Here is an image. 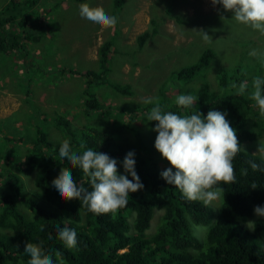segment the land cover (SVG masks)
Instances as JSON below:
<instances>
[{"label": "trees", "instance_id": "trees-1", "mask_svg": "<svg viewBox=\"0 0 264 264\" xmlns=\"http://www.w3.org/2000/svg\"><path fill=\"white\" fill-rule=\"evenodd\" d=\"M40 1L8 0L3 5L0 10L1 54L17 52L22 47L21 42L34 43L41 39L44 26L39 19L31 18V13L36 17L33 14ZM120 3L121 0L114 1L115 9ZM155 33L151 21L150 29L137 37V46L142 47ZM112 45L110 39L99 47L97 71L68 69L60 72L82 77L86 115L101 110L92 88L101 84L107 74ZM216 55L215 49L205 47L194 63L176 72L174 79L185 82L203 77ZM241 68L240 64L233 68L219 67L215 75L217 87L213 90L204 86L195 92L199 99L194 108L184 109L171 100H164L162 106L179 115L199 111L206 116L208 111L220 109L227 113L226 119L236 130L240 145L254 140L264 132V124L262 128H254L251 120L257 118L264 122V114L250 96L236 95V89L231 88L233 83L238 86L244 80ZM256 76L264 78V70L259 69ZM111 88L117 94H130L126 86ZM139 111L144 109L119 108L118 113L125 114L129 126ZM33 115L36 119L40 117L36 107H33ZM44 121L45 116H42L34 126V136L22 159L13 160L7 152L2 153L4 167L0 178L16 180L17 174L33 175L34 192L20 195L9 187V193L0 194V264H28L30 256L24 252L28 242L41 246L45 254L51 253L54 264H264V217L254 214L256 206L264 205V171H253L249 163L256 162L264 168V161L257 156L243 151L237 154L233 160L236 183L219 185L225 194L216 210L201 201L186 199L178 188L162 179L155 163L134 158L143 189L129 193L126 207L97 215L82 201L62 199L52 185L62 167L71 168L75 182L91 191L89 177L59 156L61 142L49 140ZM53 123L55 128L62 127L64 133L70 132L63 117L56 116ZM69 141L78 152L84 144L85 149L92 148L116 160L123 161L127 154L117 149L113 138L98 130L81 129L78 138ZM242 168L248 170L247 175H241ZM253 184L257 186L255 189L251 188ZM41 225H44L43 231ZM57 226L76 230L75 249L67 248L59 240ZM196 227L204 229L201 241L193 232ZM57 251L61 253L59 258L55 256Z\"/></svg>", "mask_w": 264, "mask_h": 264}, {"label": "rangeland", "instance_id": "rangeland-1", "mask_svg": "<svg viewBox=\"0 0 264 264\" xmlns=\"http://www.w3.org/2000/svg\"><path fill=\"white\" fill-rule=\"evenodd\" d=\"M114 1L41 0L33 14L36 17L31 13V18L39 19L44 26L41 39L21 42L17 52L0 53V171L4 167L2 153L7 152L13 160L22 159L34 136V126L45 116L43 128L49 140L57 143L77 139L81 129L102 131L114 139L118 150L133 151L134 158L155 163L161 174L171 165L154 147L157 133L152 128L156 122L147 119L153 105L143 103V98H158L162 105L164 100L175 102L179 94L195 95L204 86L215 90L218 68L239 64L245 75L242 82L248 83L245 93L250 96L254 76L259 69L264 70V59L249 53L254 49L264 51V35L236 22L222 5H213L211 0H121L115 9ZM7 2L0 0V10ZM82 3L102 7L109 15L118 17V23L104 29L81 17ZM151 21L156 33L139 48L136 39L150 29ZM193 29L205 30L213 42H204ZM110 39L113 45L107 74L101 84L92 88L101 110L86 115L82 77L60 72L97 71L99 47ZM205 47L215 49L217 55L203 77L185 82L174 79L176 72L194 63ZM111 86H126L130 94H117ZM33 107L40 114L38 119L33 115ZM119 108L144 111H139L127 126L128 118L118 113ZM56 116L66 120L69 133H64L62 127L55 128ZM251 123L254 128L264 124L257 118ZM259 144H264V132L254 140L242 142L241 147L244 153L264 161L256 153ZM117 170L126 175L120 159ZM16 176V180L0 178V194L9 193V187L20 195L34 192L33 175ZM219 204L220 199L209 207L216 210ZM153 228L154 225L151 231ZM193 232L198 240L203 239V228L196 227Z\"/></svg>", "mask_w": 264, "mask_h": 264}, {"label": "clouds", "instance_id": "clouds-1", "mask_svg": "<svg viewBox=\"0 0 264 264\" xmlns=\"http://www.w3.org/2000/svg\"><path fill=\"white\" fill-rule=\"evenodd\" d=\"M213 5H222L224 11H230L232 18L241 24L249 26L260 35H264V0H211ZM80 16L101 26L111 29L118 23V17L109 15L102 7H91L88 3L79 6ZM223 18V17H221ZM202 40L208 44L212 37L203 29L196 30ZM249 55L264 59V51L252 50ZM236 95H244L247 81L238 86L233 83ZM253 91L250 99L255 101L264 114V78L256 76L252 80ZM198 95L191 93L179 94L176 105L184 109L194 108ZM143 103L152 104L148 112V121H155L152 131L157 133L154 147L161 157L168 161L170 168L161 172V177L168 184L178 188L184 197L190 201H201L209 206L212 202L224 197L222 183L235 184L236 172L233 160L243 151L236 130L226 119L227 113L210 110L204 116L199 111L192 114L179 115L166 111L158 98L145 97ZM74 151L69 139H63L59 147V156L67 159L72 167L79 168L89 177L91 191L77 184L71 174V168L62 167L60 173L53 179L52 185L64 200L82 201L88 210L94 214L116 212L127 206L129 193L143 189L144 185L135 171V153L129 151L122 161L124 174H118L117 160L108 154L92 148ZM264 159V144H259L257 152ZM253 171H264L256 162H249ZM175 169V171H173ZM242 176L248 174L246 168L240 170ZM129 176L131 179H129ZM257 186L253 184L251 188ZM254 214L264 217V205L256 206ZM44 230V225L40 226ZM58 238L69 249L77 247V232L73 228L57 226ZM24 252L30 256L28 264H54L53 255L45 254L42 247L26 243ZM57 258L61 253H55Z\"/></svg>", "mask_w": 264, "mask_h": 264}, {"label": "crops", "instance_id": "crops-1", "mask_svg": "<svg viewBox=\"0 0 264 264\" xmlns=\"http://www.w3.org/2000/svg\"><path fill=\"white\" fill-rule=\"evenodd\" d=\"M29 43V42H28ZM40 115V114H39Z\"/></svg>", "mask_w": 264, "mask_h": 264}]
</instances>
